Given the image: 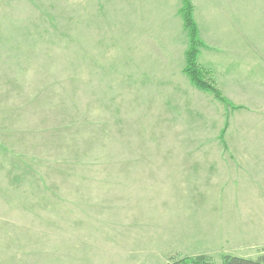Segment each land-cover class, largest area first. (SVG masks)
<instances>
[{
  "label": "rangeland",
  "instance_id": "rangeland-1",
  "mask_svg": "<svg viewBox=\"0 0 264 264\" xmlns=\"http://www.w3.org/2000/svg\"><path fill=\"white\" fill-rule=\"evenodd\" d=\"M190 3L212 78L264 71V0ZM180 7L0 0V264L264 252V94L189 83Z\"/></svg>",
  "mask_w": 264,
  "mask_h": 264
},
{
  "label": "trees",
  "instance_id": "trees-1",
  "mask_svg": "<svg viewBox=\"0 0 264 264\" xmlns=\"http://www.w3.org/2000/svg\"><path fill=\"white\" fill-rule=\"evenodd\" d=\"M193 6L190 0H181V7L179 9V16L183 23L184 31L186 32L188 47L185 51V67L184 75L188 81L198 90L212 94L217 100L222 99L220 93L216 90L214 85L210 82L212 76L211 72L202 68L197 58L204 43L199 39L198 29L192 17ZM223 102V99L221 100ZM166 264H213L211 258L207 255L195 256H172L167 260ZM221 264H264V252L256 260L237 258L230 255L222 257Z\"/></svg>",
  "mask_w": 264,
  "mask_h": 264
},
{
  "label": "crops",
  "instance_id": "crops-1",
  "mask_svg": "<svg viewBox=\"0 0 264 264\" xmlns=\"http://www.w3.org/2000/svg\"><path fill=\"white\" fill-rule=\"evenodd\" d=\"M217 44H214L212 42L211 44L205 43V47L200 51L199 53V60L201 62L202 59L206 58L204 55V52L207 54H214L215 56L219 57H225L227 55H222L220 52H217L215 50ZM247 51H254L257 49V45L253 41H247ZM209 52V53H208ZM230 54L228 56L231 58V65L229 69H225L224 71H221L217 66H208L209 68L213 69L214 75H213V85L215 88L220 89V93L224 94H230L231 98L229 99L230 102H235L233 99L236 97V95H245L246 103L248 105H251V99L257 100V98L251 96L253 94H257L261 96L264 94V71L255 75L254 77H247L246 82L240 81V77H237V73L235 70V66L240 65L238 62L235 64V61L232 59L231 54L233 53V48H230ZM212 56V55H211ZM207 58H211L209 55H207ZM204 63V64H203ZM199 65L205 66L206 63L203 62ZM252 65V63H251ZM201 66V67H202ZM203 68V67H202ZM183 73V71H182ZM184 75V73H183ZM185 76V75H184ZM242 82V83H241ZM190 83V82H189ZM191 84V83H190ZM229 102V103H230ZM254 105H258V101L252 102ZM264 108V105H262Z\"/></svg>",
  "mask_w": 264,
  "mask_h": 264
}]
</instances>
